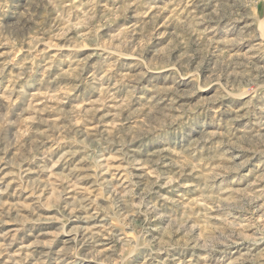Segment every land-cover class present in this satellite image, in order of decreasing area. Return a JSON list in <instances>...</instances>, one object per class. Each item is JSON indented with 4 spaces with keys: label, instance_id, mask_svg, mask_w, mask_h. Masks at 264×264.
<instances>
[{
    "label": "clouds",
    "instance_id": "obj_1",
    "mask_svg": "<svg viewBox=\"0 0 264 264\" xmlns=\"http://www.w3.org/2000/svg\"><path fill=\"white\" fill-rule=\"evenodd\" d=\"M0 264H264V0H0Z\"/></svg>",
    "mask_w": 264,
    "mask_h": 264
}]
</instances>
